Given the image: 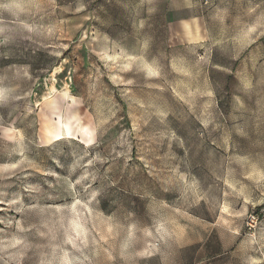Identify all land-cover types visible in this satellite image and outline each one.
Masks as SVG:
<instances>
[{
    "label": "rangeland",
    "instance_id": "rangeland-1",
    "mask_svg": "<svg viewBox=\"0 0 264 264\" xmlns=\"http://www.w3.org/2000/svg\"><path fill=\"white\" fill-rule=\"evenodd\" d=\"M0 264H264V0H0Z\"/></svg>",
    "mask_w": 264,
    "mask_h": 264
},
{
    "label": "bare ground",
    "instance_id": "bare-ground-1",
    "mask_svg": "<svg viewBox=\"0 0 264 264\" xmlns=\"http://www.w3.org/2000/svg\"><path fill=\"white\" fill-rule=\"evenodd\" d=\"M64 131V130H63Z\"/></svg>",
    "mask_w": 264,
    "mask_h": 264
}]
</instances>
